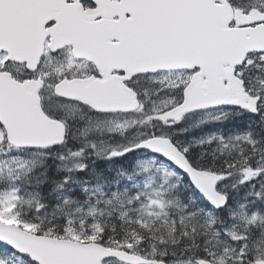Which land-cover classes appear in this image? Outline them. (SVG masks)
<instances>
[{
	"label": "snow or ice",
	"instance_id": "snow-or-ice-1",
	"mask_svg": "<svg viewBox=\"0 0 264 264\" xmlns=\"http://www.w3.org/2000/svg\"><path fill=\"white\" fill-rule=\"evenodd\" d=\"M0 264H264V0H0Z\"/></svg>",
	"mask_w": 264,
	"mask_h": 264
}]
</instances>
